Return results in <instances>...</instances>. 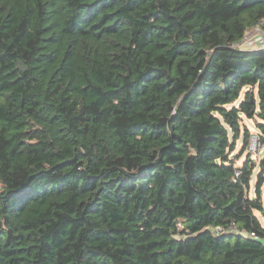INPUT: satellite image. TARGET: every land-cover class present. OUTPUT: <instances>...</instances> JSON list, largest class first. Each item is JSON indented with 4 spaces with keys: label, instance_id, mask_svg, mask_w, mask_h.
Here are the masks:
<instances>
[{
    "label": "trees",
    "instance_id": "obj_1",
    "mask_svg": "<svg viewBox=\"0 0 264 264\" xmlns=\"http://www.w3.org/2000/svg\"><path fill=\"white\" fill-rule=\"evenodd\" d=\"M0 17V264H264L244 122L264 146V49L233 47L264 0H0Z\"/></svg>",
    "mask_w": 264,
    "mask_h": 264
},
{
    "label": "built area",
    "instance_id": "obj_2",
    "mask_svg": "<svg viewBox=\"0 0 264 264\" xmlns=\"http://www.w3.org/2000/svg\"><path fill=\"white\" fill-rule=\"evenodd\" d=\"M234 48H239L242 50L250 49V50H258V49H264V28L262 25H258L255 29L247 32L244 36V38L235 43L233 45ZM261 143L259 141V138L257 135H252L251 141L248 147L249 152H254L259 147H261ZM239 173H237L238 175ZM216 233H224V232H240L236 228L235 225H230L229 228H223V227H218L214 230ZM242 233V232H241ZM255 234L253 233L252 236Z\"/></svg>",
    "mask_w": 264,
    "mask_h": 264
},
{
    "label": "rangeland",
    "instance_id": "obj_3",
    "mask_svg": "<svg viewBox=\"0 0 264 264\" xmlns=\"http://www.w3.org/2000/svg\"><path fill=\"white\" fill-rule=\"evenodd\" d=\"M0 19H1V17H0ZM244 122L249 126V128L251 129L252 134L253 135H257L258 131H257L255 125H254V122L251 121V120H248V119H245ZM241 149H242V144H241V141H240L238 143L237 150H236L235 153H239ZM248 151L245 152L243 157L237 162L238 166H241L246 161L247 155L249 153ZM251 156L257 163V167L254 170V174L252 176L251 190H250V194H249L250 198L254 199L256 197L255 187H256V183L258 181V174L262 171L261 162L264 159V146L262 145L256 151L251 152ZM262 192H263L262 193V198H263V202H264V185H263V188H262ZM256 214L259 216L262 224L264 225V217L262 216V214L260 212H256Z\"/></svg>",
    "mask_w": 264,
    "mask_h": 264
}]
</instances>
